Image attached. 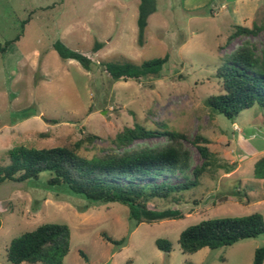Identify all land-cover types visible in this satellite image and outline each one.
Masks as SVG:
<instances>
[{"label": "rangeland", "instance_id": "rangeland-1", "mask_svg": "<svg viewBox=\"0 0 264 264\" xmlns=\"http://www.w3.org/2000/svg\"><path fill=\"white\" fill-rule=\"evenodd\" d=\"M139 5L140 0H0V47L23 31L0 52V166L17 147L51 149L92 135L93 145L85 142L81 150L91 158L114 149L115 136L125 128L165 125L186 137L192 167L202 160L191 141L199 135L209 142L211 167L198 186L183 193L178 205L170 199L149 204L151 210L176 209L184 219L136 226L126 207L50 187L46 173L37 181L5 182L0 264H8L6 249L13 239L45 224L70 230L63 264H252L255 251L264 247V235L193 255H183L178 245L184 230L205 220L255 213L264 218V182L253 176L255 162L264 156V111L254 106L228 120L207 103L219 91L215 72L222 57L246 41L258 54L264 51V0H155L141 47ZM253 26L260 28L256 35L228 41L235 28ZM56 41L81 54L91 52L95 42L103 48L86 72L58 57L51 48ZM166 55L159 77L140 83H113L99 66L140 65ZM166 143L152 138L135 141L132 148ZM238 188L249 189V204L232 196ZM105 236L124 243L115 246ZM158 240L171 244L168 255L157 249Z\"/></svg>", "mask_w": 264, "mask_h": 264}, {"label": "trees", "instance_id": "trees-1", "mask_svg": "<svg viewBox=\"0 0 264 264\" xmlns=\"http://www.w3.org/2000/svg\"><path fill=\"white\" fill-rule=\"evenodd\" d=\"M155 11V0H140L137 19L139 47L143 44L147 20ZM25 24L22 23V28ZM259 31L257 26L237 27L228 41L240 36L256 35ZM22 34L23 31L4 48L0 47V52L18 42ZM51 48L61 60L75 61L83 70L90 72L93 58L103 45L95 42L92 51L87 54L71 50L61 41L53 43ZM168 59L166 55L140 65L106 62L99 66L113 83H140L146 78H158ZM215 77L220 81L219 91L207 103L223 117L232 120L254 106L264 111V51L258 54L252 43L244 42L221 58ZM160 137L165 138L167 143L157 147L132 148L135 141ZM94 140L95 136L88 135L85 140L57 148H13L8 151L9 163L0 166V184L37 181L41 174L46 173L50 187L66 188L92 203L126 207L129 220L138 226L184 219L176 209L151 210L149 204L154 200L170 199L178 205L181 195L196 188L200 177L211 167L207 139L197 135L191 141L202 160L200 166L192 167L191 153L183 144L186 137L170 131L165 125H160L156 130H148L137 124L125 128L115 136L114 149L87 158L81 154V150L85 142L93 145ZM253 176L264 182V156L255 162ZM173 178L182 181L172 183ZM248 190L238 188L232 196L249 204ZM261 235H264V218L255 213L243 217L210 219L192 225L180 234L178 245L183 255H193L202 249L226 248ZM105 241L115 246L124 243V240L114 241L107 236ZM156 247L166 255L171 250V244L163 240H158ZM69 251V228L66 225L45 224L13 239L6 249V259L8 264H63ZM80 255L86 262L85 255ZM263 263L264 247L255 251L252 264Z\"/></svg>", "mask_w": 264, "mask_h": 264}]
</instances>
